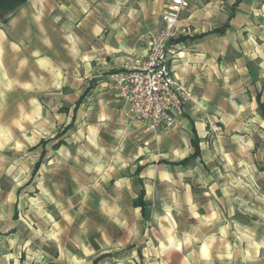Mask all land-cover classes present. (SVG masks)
I'll use <instances>...</instances> for the list:
<instances>
[{
	"label": "clouds",
	"instance_id": "1",
	"mask_svg": "<svg viewBox=\"0 0 264 264\" xmlns=\"http://www.w3.org/2000/svg\"><path fill=\"white\" fill-rule=\"evenodd\" d=\"M0 264H264V0H0Z\"/></svg>",
	"mask_w": 264,
	"mask_h": 264
}]
</instances>
